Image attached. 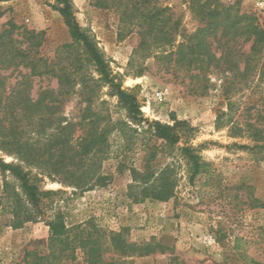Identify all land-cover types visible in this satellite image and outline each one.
Here are the masks:
<instances>
[{"label":"trees","instance_id":"16d2710c","mask_svg":"<svg viewBox=\"0 0 264 264\" xmlns=\"http://www.w3.org/2000/svg\"><path fill=\"white\" fill-rule=\"evenodd\" d=\"M112 1L97 0L96 6H115L125 26L140 27L134 55L164 60L168 70L190 73L196 79L195 90L202 94L212 86L210 75H218L230 110L234 94L254 83L264 85V24L254 13L244 12L238 1L184 0L199 24L191 33L170 7L162 8L151 0ZM57 4L72 39L62 46L58 61L40 55L45 31L23 29L16 34L20 27L11 23L0 32V174L4 178L0 211L3 202L12 228L37 221L49 227L48 252H27L32 257L30 264H78V250L83 252V264H132V256L163 253L166 247L160 243L130 241L126 229L108 231L93 219L68 227L63 211L53 205L52 196L58 192L40 186L45 177L82 191L108 186L112 177L99 173V168L110 156L114 134L128 146L141 141L146 151L143 165L130 167L127 195L134 202H166L175 197L179 181L176 150L185 161L190 183L214 175L212 164L197 147L187 141L178 146L183 133L190 130L186 122L168 125L145 118L137 96L112 74L103 52L77 21L72 0H57ZM9 70L17 71L20 79L8 91L3 72ZM45 76L55 78L57 87L41 90L34 99L33 78ZM105 87L126 111L125 119L114 120L108 111L99 109ZM75 95L85 104L78 121L62 114ZM259 118L263 119L260 124ZM258 119L244 124L232 118L227 122L234 136L254 142L241 148L257 149L264 156V115L258 114ZM224 125L219 116L217 127ZM2 154L17 161L7 162ZM161 155L172 161L156 167ZM248 204L264 208V201L252 195ZM243 241L236 237L234 244L243 263L264 264L248 253ZM167 264L188 263L172 256Z\"/></svg>","mask_w":264,"mask_h":264},{"label":"rangeland","instance_id":"374dc122","mask_svg":"<svg viewBox=\"0 0 264 264\" xmlns=\"http://www.w3.org/2000/svg\"><path fill=\"white\" fill-rule=\"evenodd\" d=\"M96 1L72 0L77 21L103 52L112 74L137 96L145 118L168 125L185 121L190 130L183 133L178 146L187 141L197 147L203 158L212 164L214 175L211 178L200 176L190 183L185 161L176 150L179 181L175 197L166 202L152 199L134 202L127 195L130 167H141L146 151L141 141L128 146L114 134L110 139V156L99 168V173L112 177L108 186L82 191L48 177L40 181V186L58 192L52 196L53 205L63 211L68 227L93 219L108 231L126 229L130 241L157 242L166 247L163 253L158 250L146 256H132V264H167L172 256L188 264H244L234 250L236 237H242L248 253L264 263V208H251L248 204L250 195L264 201V156L257 149L241 148L239 145L252 146L254 142L247 137L234 136L227 122L231 118L241 124L255 122L258 114L264 115V85L254 83L251 88L234 94L230 110L218 75H210L212 86L202 94L195 90L196 79L191 78L190 73L168 70L164 60L134 55L140 27L125 26L115 6L101 8L96 6ZM151 1L162 8L170 7L175 16L181 17L187 32L198 28V21L184 0ZM223 1H238L244 12L254 13L264 24V0ZM57 5V0H0V32L11 23L20 27L16 34L23 29L45 31L40 55L58 61V56L63 54L62 46L72 39ZM3 74L8 78L9 91L20 77L12 70ZM56 87L53 77H35L31 95L36 99L41 90ZM159 93L163 94L161 98ZM98 103L99 109L108 111L114 120L126 118V111L119 106L116 97L108 94L107 87L102 90ZM84 105L75 95L66 103L62 114L78 121ZM223 112L227 115H222ZM219 116L221 123H225L220 128L217 127ZM262 121L259 118L257 123ZM78 134L80 131L75 133ZM2 155L7 162L17 161L14 156ZM170 161L171 157L161 155L155 166L163 167ZM3 185L4 178L0 174V200ZM9 216L2 202L1 264H30L32 257L26 256L27 252H48L50 230L45 221L12 228L7 222ZM77 252V263L83 264V252Z\"/></svg>","mask_w":264,"mask_h":264},{"label":"built area","instance_id":"2783aa9c","mask_svg":"<svg viewBox=\"0 0 264 264\" xmlns=\"http://www.w3.org/2000/svg\"><path fill=\"white\" fill-rule=\"evenodd\" d=\"M162 96H163V94H162V93H159V94H158V97H159V98H161Z\"/></svg>","mask_w":264,"mask_h":264}]
</instances>
